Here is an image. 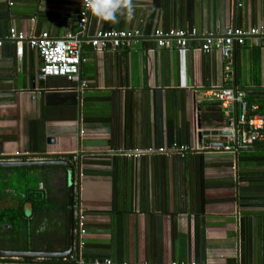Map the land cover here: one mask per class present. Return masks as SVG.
<instances>
[{
    "label": "crops",
    "instance_id": "0c3cea01",
    "mask_svg": "<svg viewBox=\"0 0 264 264\" xmlns=\"http://www.w3.org/2000/svg\"><path fill=\"white\" fill-rule=\"evenodd\" d=\"M79 5L0 0V160L72 164L73 199L86 213L87 264H264V141L225 151L239 105L225 115L203 94L224 85L227 74L264 112V43L248 37L221 58L204 52L199 38L229 25L264 27V0H99L88 36L110 29L138 35L119 47L84 44V87L64 76L38 78L37 51L24 41L17 54L5 38L9 27L64 36L77 27ZM156 28H196L198 35L184 49L159 46ZM0 168V208L17 206L25 187L37 197L23 204L28 221L13 232L14 244L30 247L16 249L63 250L66 168ZM0 264L75 263L0 256Z\"/></svg>",
    "mask_w": 264,
    "mask_h": 264
},
{
    "label": "built area",
    "instance_id": "2783aa9c",
    "mask_svg": "<svg viewBox=\"0 0 264 264\" xmlns=\"http://www.w3.org/2000/svg\"><path fill=\"white\" fill-rule=\"evenodd\" d=\"M99 0H80L77 27L73 31L67 32L64 36H52L47 31L38 34L27 35L14 26L9 27L5 38L15 43L16 53L21 54L23 42L35 49L41 59L38 71V78L43 79L47 76H64L70 81H76L81 87L86 82L79 76V65L85 59L82 56L84 44H89L93 49H103L108 46L119 47L127 45L128 42L136 37L138 30H96L92 35H87V24L90 9ZM240 4V3H239ZM196 28H170L163 30L156 28L151 33V37L159 46H172L184 49L189 38L197 36ZM255 36L264 43V27L256 26L243 29L241 27L226 26L217 34L212 32L202 33L200 48L204 52L216 50L221 58H227L234 45H242L246 38ZM2 41L0 40V45ZM227 68V67H226ZM225 83L219 87L204 91L203 94L211 99L217 100L225 115H228L234 103H238L239 111L236 127H231L229 133L224 134L226 142L222 145L225 151L235 152L252 146L253 144L264 141V112L260 111L259 104L248 102L244 99L243 91L233 83L231 77L225 74ZM184 149L186 147H183ZM78 159L77 153L71 157L72 162ZM86 233V213L82 200L73 199V239L72 248L68 258L75 264H87L82 257L84 246V235ZM90 264H118L110 258L102 261H93ZM171 264H198L196 262L172 261Z\"/></svg>",
    "mask_w": 264,
    "mask_h": 264
},
{
    "label": "water",
    "instance_id": "95a60500",
    "mask_svg": "<svg viewBox=\"0 0 264 264\" xmlns=\"http://www.w3.org/2000/svg\"><path fill=\"white\" fill-rule=\"evenodd\" d=\"M63 166L67 170V219H66V245L60 251L44 250H19V249H0V256L11 257H64L68 255L72 248L73 239V177L74 170L72 164L64 159H31V160H0V167H18V166Z\"/></svg>",
    "mask_w": 264,
    "mask_h": 264
},
{
    "label": "trees",
    "instance_id": "16d2710c",
    "mask_svg": "<svg viewBox=\"0 0 264 264\" xmlns=\"http://www.w3.org/2000/svg\"><path fill=\"white\" fill-rule=\"evenodd\" d=\"M2 170V168H0ZM2 189V186L0 187ZM34 190L31 188L25 187L23 191V195L19 200L17 206L13 207H4L0 208V249H16V248H29L30 246H20L14 244L13 232L17 227H23V225L28 221L23 213V204L27 201H35L37 200L36 195H34ZM7 222L10 224V228L6 230H2V224ZM26 225V224H25ZM25 260L30 259V257H24ZM55 259V258H53ZM56 260H61V258H57Z\"/></svg>",
    "mask_w": 264,
    "mask_h": 264
},
{
    "label": "bare ground",
    "instance_id": "6f19581e",
    "mask_svg": "<svg viewBox=\"0 0 264 264\" xmlns=\"http://www.w3.org/2000/svg\"><path fill=\"white\" fill-rule=\"evenodd\" d=\"M248 97V96H247ZM261 106V105H260Z\"/></svg>",
    "mask_w": 264,
    "mask_h": 264
}]
</instances>
